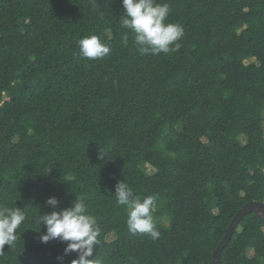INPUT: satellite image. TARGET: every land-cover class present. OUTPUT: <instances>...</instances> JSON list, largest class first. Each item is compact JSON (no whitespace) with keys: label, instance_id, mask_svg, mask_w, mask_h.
Instances as JSON below:
<instances>
[{"label":"trees","instance_id":"trees-1","mask_svg":"<svg viewBox=\"0 0 264 264\" xmlns=\"http://www.w3.org/2000/svg\"><path fill=\"white\" fill-rule=\"evenodd\" d=\"M157 2L183 27L176 51L142 53L122 0H0V207L26 214L0 264L77 258L40 242L53 196L57 211L84 199L102 264H211L264 201V0ZM91 35L108 55L79 54ZM119 181L156 197L158 238L128 230ZM221 261L264 264V219L247 214Z\"/></svg>","mask_w":264,"mask_h":264},{"label":"clouds","instance_id":"clouds-1","mask_svg":"<svg viewBox=\"0 0 264 264\" xmlns=\"http://www.w3.org/2000/svg\"><path fill=\"white\" fill-rule=\"evenodd\" d=\"M122 5L121 24L135 33L134 43L142 53H168L179 48L176 42L183 36V27L176 23H165L170 10L167 3H158L157 0H122ZM78 47L79 54L87 59L103 58L110 53V46L97 35L82 38L78 41ZM99 158L103 160L100 153ZM115 194L118 204L128 208V230L133 234L147 233L153 239L158 238L159 232L152 214L156 197L148 196L143 200L134 197L132 189L124 181L117 183ZM46 203L54 210L39 218V224L42 222L46 229L40 235V242L47 243L52 239L66 242L65 254H78L71 264H102L93 255L99 243L100 228L96 217L87 212L84 199L76 198L70 207L59 211L55 210L59 204L56 197H49ZM25 220L26 214L22 209L0 207V252H3L5 245L14 246L18 239L17 229Z\"/></svg>","mask_w":264,"mask_h":264},{"label":"water","instance_id":"water-1","mask_svg":"<svg viewBox=\"0 0 264 264\" xmlns=\"http://www.w3.org/2000/svg\"><path fill=\"white\" fill-rule=\"evenodd\" d=\"M251 212L257 213L259 217L264 219V202L260 200L249 201L236 212L224 236L219 241L216 248L213 250L211 264H222L221 254L223 249L226 247V245L229 243L232 236L238 229L240 221Z\"/></svg>","mask_w":264,"mask_h":264},{"label":"rangeland","instance_id":"rangeland-1","mask_svg":"<svg viewBox=\"0 0 264 264\" xmlns=\"http://www.w3.org/2000/svg\"><path fill=\"white\" fill-rule=\"evenodd\" d=\"M113 237V235L110 236V239Z\"/></svg>","mask_w":264,"mask_h":264}]
</instances>
